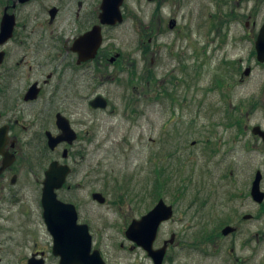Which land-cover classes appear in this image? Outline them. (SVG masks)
<instances>
[{
	"label": "rangeland",
	"instance_id": "rangeland-1",
	"mask_svg": "<svg viewBox=\"0 0 264 264\" xmlns=\"http://www.w3.org/2000/svg\"><path fill=\"white\" fill-rule=\"evenodd\" d=\"M124 6L114 35L125 65L115 79L82 91L100 93L108 106L93 111L77 102L89 135L72 177L83 187L72 199L119 264L127 261L117 250L123 227L160 199L174 208L155 244L176 234L167 264H237L227 249L218 254L229 240L208 242L205 234L222 238L224 226L248 211V183L264 170L263 146L252 135L254 126L264 129V64L255 53L264 0H161L157 12L148 0ZM94 192L107 203L96 204ZM252 224L263 236L251 263L264 264V210L261 224ZM127 257L153 264L141 250Z\"/></svg>",
	"mask_w": 264,
	"mask_h": 264
},
{
	"label": "flooded vegetation",
	"instance_id": "flooded-vegetation-1",
	"mask_svg": "<svg viewBox=\"0 0 264 264\" xmlns=\"http://www.w3.org/2000/svg\"><path fill=\"white\" fill-rule=\"evenodd\" d=\"M148 1L156 5L157 12L161 0ZM125 2L120 8L123 22L108 25L100 20L103 0H0V39L4 40L0 44V264H60L42 197L45 175L53 163L70 169L64 184L55 190L59 204L53 207L59 209L60 216L65 212L61 205L73 204L77 225L89 227L92 250H99L106 264H119L116 252L102 245L93 218L81 210L82 202L72 199L83 187L72 177L84 159L82 142L89 135L85 113L77 102H87L93 111L102 110L91 106L100 93L88 98L82 91L87 84L100 87L115 79L126 62L114 35L127 17ZM239 126L246 132V126ZM66 133L76 139H64ZM58 138L61 141L51 147L50 140ZM254 139L264 150L263 140L258 135ZM258 174L263 191L264 170L257 169L244 196L249 198L248 211L224 226L233 231L222 238L216 230L205 234L208 242L212 238L229 240L216 248L218 254L227 249L237 264H250L260 253L262 228H252V223L261 224L264 210V201L252 196ZM94 202L100 206L107 203ZM58 222L62 223L61 218ZM127 228L123 227L125 242L117 246L127 260L124 264L133 263L127 256L137 250L153 263L149 253L129 241ZM174 241L163 264L177 244ZM155 244V249H161ZM239 253H244L243 258Z\"/></svg>",
	"mask_w": 264,
	"mask_h": 264
},
{
	"label": "water",
	"instance_id": "water-1",
	"mask_svg": "<svg viewBox=\"0 0 264 264\" xmlns=\"http://www.w3.org/2000/svg\"><path fill=\"white\" fill-rule=\"evenodd\" d=\"M124 0H103L101 21L103 24L115 25L123 22L121 7ZM171 21V26H175ZM93 34V33H92ZM91 36V35H90ZM4 40L0 39V44ZM100 43V40H99ZM256 53L258 63L264 64V24L260 28L256 42ZM1 61V59H0ZM251 68H247L245 76H249ZM91 106L96 109H106L108 102L104 97L98 96L92 102ZM253 134L260 136L264 140V130L260 126L253 128ZM64 139H70L73 142L76 137L72 133H66ZM63 140V139H62ZM61 141V138L51 139V147H55ZM70 172L68 166H60L53 163L46 172L44 183L43 203L45 207V218L49 230L54 237V252L60 257V264H106L99 250H92V237L89 235L88 225H77V211L72 204L64 206V213L59 216V209L56 206L59 201L56 198L55 190L59 189L65 182L67 174ZM252 196L261 203L264 201V192L260 189L261 175H256ZM93 199L99 203H104L105 198L100 193L93 194ZM63 210V209H62ZM173 216V206L167 205L163 199L159 200L157 205L143 216L139 221L133 220L126 232L127 238L137 246L143 248L152 258L154 264H163L169 244L174 243V236L167 241L161 249H154L160 226L162 223L170 220ZM61 218L62 223L58 222ZM233 228L226 227L222 233L228 235Z\"/></svg>",
	"mask_w": 264,
	"mask_h": 264
}]
</instances>
